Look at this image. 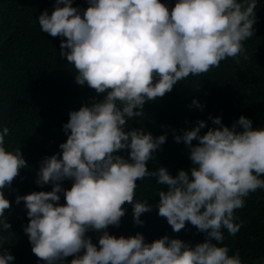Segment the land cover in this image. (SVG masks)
Listing matches in <instances>:
<instances>
[{"label": "clouds", "instance_id": "obj_1", "mask_svg": "<svg viewBox=\"0 0 264 264\" xmlns=\"http://www.w3.org/2000/svg\"><path fill=\"white\" fill-rule=\"evenodd\" d=\"M73 2L55 0L51 14L45 10L36 21L41 31L62 38L59 55L74 66L75 82L103 98L69 112L62 151L40 162L35 182L49 184L51 191L16 197L27 209L24 232L32 253L46 264H63L69 256L70 264H244L239 251L229 254L223 232L240 231L243 221L236 222L235 211L250 193L264 189V127L253 128L244 116L231 127L210 117L213 127L201 135L206 124L198 121L174 136L189 148L192 166L173 176L165 167H146L166 135L153 137L128 121L189 75L243 55V42L254 35L258 0H175L174 7L161 0H87L82 14ZM9 135V127L0 125V230L12 235L4 189L28 165L20 147L5 146ZM125 150L127 158L117 154ZM150 177L163 186L158 215L173 232L190 223L204 233V242L193 246L164 236L145 243L141 233L109 234L108 227H118L125 215V203L132 206L134 223L143 224L140 217L152 206L135 198L136 181ZM64 180L72 185L64 182L62 188ZM89 231L102 233L98 246ZM14 259L0 247V264ZM254 264H264V258Z\"/></svg>", "mask_w": 264, "mask_h": 264}, {"label": "trees", "instance_id": "obj_2", "mask_svg": "<svg viewBox=\"0 0 264 264\" xmlns=\"http://www.w3.org/2000/svg\"><path fill=\"white\" fill-rule=\"evenodd\" d=\"M161 2L173 7L175 4V0ZM54 4L55 0H0V125L10 129L5 146L9 150L20 147L28 165L4 189L10 203L5 215L13 221V229L12 235L0 230V247L7 248L15 257L12 264H46L31 251L24 232L29 220L27 209L23 201L15 202L16 197L51 191L49 184L41 187L35 182L40 162L62 151L59 145L67 139L63 125L69 120V112L103 98L87 84L75 82L74 66L59 55L62 38L40 30L36 19L45 10L51 14ZM72 6L82 14L89 5L87 0H74ZM255 13L254 35L243 42V55L226 58L206 73L189 75L163 97L146 102L145 114L128 121L132 128L142 127L153 137L166 135L165 143L146 164L149 171L165 167L175 176L181 169H190L189 148L183 141L177 143L174 136L191 130L198 121L206 124L201 135L213 127L210 117H219L225 126L231 127L244 116L252 120L253 128L264 127V0H258ZM193 100L200 107L193 105ZM197 143L192 141L193 145ZM117 154L127 158L126 150ZM64 182L72 185L71 180H64L62 188ZM136 183L135 198L148 200L152 211L142 214L143 224L136 225L132 206L125 203V215L118 227H108L109 234L127 238L141 233L145 243L164 236L193 246L204 242V233L190 223L186 222L180 232H173L166 218L158 215L157 193L163 186L157 185L156 177ZM59 195L63 205V193ZM235 215L239 218L236 222L243 221V226L235 236L224 231L223 244L229 247L230 255L239 251L244 264H254L264 258V189L250 193L245 206L236 210ZM101 234L89 231L86 235L98 246ZM73 258H65L63 264H70Z\"/></svg>", "mask_w": 264, "mask_h": 264}]
</instances>
